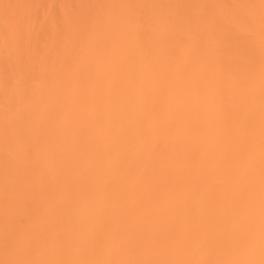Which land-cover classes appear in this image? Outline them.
<instances>
[{"label":"bare ground","instance_id":"1","mask_svg":"<svg viewBox=\"0 0 264 264\" xmlns=\"http://www.w3.org/2000/svg\"><path fill=\"white\" fill-rule=\"evenodd\" d=\"M0 264H264V0H0Z\"/></svg>","mask_w":264,"mask_h":264}]
</instances>
